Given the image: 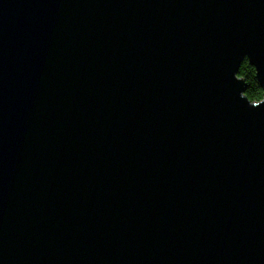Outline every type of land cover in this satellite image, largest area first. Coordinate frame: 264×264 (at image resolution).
Returning a JSON list of instances; mask_svg holds the SVG:
<instances>
[{
	"label": "water",
	"instance_id": "obj_1",
	"mask_svg": "<svg viewBox=\"0 0 264 264\" xmlns=\"http://www.w3.org/2000/svg\"><path fill=\"white\" fill-rule=\"evenodd\" d=\"M0 264H264V0H0Z\"/></svg>",
	"mask_w": 264,
	"mask_h": 264
},
{
	"label": "trees",
	"instance_id": "obj_2",
	"mask_svg": "<svg viewBox=\"0 0 264 264\" xmlns=\"http://www.w3.org/2000/svg\"><path fill=\"white\" fill-rule=\"evenodd\" d=\"M237 77L245 81V92L244 96L251 103H258L263 98V93L260 85L258 84L254 69L249 65V63L244 60L237 72Z\"/></svg>",
	"mask_w": 264,
	"mask_h": 264
}]
</instances>
